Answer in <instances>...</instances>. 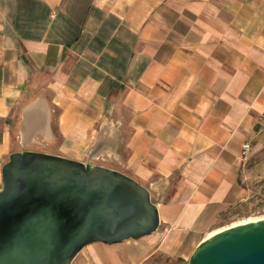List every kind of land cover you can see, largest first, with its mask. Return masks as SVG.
<instances>
[{
	"label": "crops",
	"instance_id": "0c3cea01",
	"mask_svg": "<svg viewBox=\"0 0 264 264\" xmlns=\"http://www.w3.org/2000/svg\"><path fill=\"white\" fill-rule=\"evenodd\" d=\"M264 114V0H0V188L11 152L144 185L156 231L70 264H181L242 197Z\"/></svg>",
	"mask_w": 264,
	"mask_h": 264
},
{
	"label": "water",
	"instance_id": "95a60500",
	"mask_svg": "<svg viewBox=\"0 0 264 264\" xmlns=\"http://www.w3.org/2000/svg\"><path fill=\"white\" fill-rule=\"evenodd\" d=\"M0 264H70L83 246L159 227L149 190L126 174L32 150L1 168ZM185 264H264V217L209 234Z\"/></svg>",
	"mask_w": 264,
	"mask_h": 264
},
{
	"label": "rangeland",
	"instance_id": "374dc122",
	"mask_svg": "<svg viewBox=\"0 0 264 264\" xmlns=\"http://www.w3.org/2000/svg\"><path fill=\"white\" fill-rule=\"evenodd\" d=\"M249 144V150L242 156L239 180L242 197L235 204L218 212L210 222L211 229L264 217V114L259 116L253 127Z\"/></svg>",
	"mask_w": 264,
	"mask_h": 264
},
{
	"label": "built area",
	"instance_id": "2783aa9c",
	"mask_svg": "<svg viewBox=\"0 0 264 264\" xmlns=\"http://www.w3.org/2000/svg\"><path fill=\"white\" fill-rule=\"evenodd\" d=\"M250 148V144L249 142H245L243 145H242V155L246 154L247 151L249 150Z\"/></svg>",
	"mask_w": 264,
	"mask_h": 264
},
{
	"label": "bare ground",
	"instance_id": "6f19581e",
	"mask_svg": "<svg viewBox=\"0 0 264 264\" xmlns=\"http://www.w3.org/2000/svg\"><path fill=\"white\" fill-rule=\"evenodd\" d=\"M249 220H251V219H249ZM245 221H247V220H245Z\"/></svg>",
	"mask_w": 264,
	"mask_h": 264
}]
</instances>
